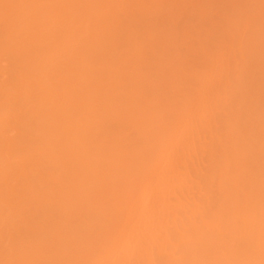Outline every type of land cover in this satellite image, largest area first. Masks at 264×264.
Segmentation results:
<instances>
[{"label": "bare ground", "instance_id": "1", "mask_svg": "<svg viewBox=\"0 0 264 264\" xmlns=\"http://www.w3.org/2000/svg\"><path fill=\"white\" fill-rule=\"evenodd\" d=\"M161 3L0 0V173L33 217H12L0 264H264V30L202 72L199 38L169 53L171 21L136 14ZM137 21L158 32L119 31Z\"/></svg>", "mask_w": 264, "mask_h": 264}, {"label": "rangeland", "instance_id": "2", "mask_svg": "<svg viewBox=\"0 0 264 264\" xmlns=\"http://www.w3.org/2000/svg\"><path fill=\"white\" fill-rule=\"evenodd\" d=\"M164 1L162 0V2L164 4L161 3L162 4L161 8H162V6L165 5L164 7L166 9L164 7L163 8H164V10L168 11L167 13H166V11L161 12L163 10H160V9L158 10V8H160V7H158V8L155 7V10L157 9L158 11H154V9L148 10L151 12L149 13L148 17L146 18V15L148 14L146 11H142V13H141L140 10L136 9V14L138 15V17L142 18V20L140 18L137 20H141L143 22V24H146V26L153 27L154 25H156L155 26L156 28L158 27V25L161 28L164 25V21H166V22L171 21L169 23L167 22L169 26L166 25V27H172L173 26L171 29H172V31L175 32V35L171 31L173 34H172V37L169 36V38H173V35L174 36L177 35V37H175L177 39L173 38V42H172V39L171 40L169 39L170 40L169 43L172 45H174L175 41H178V43L175 42L176 44H180L181 42L179 41V38L180 39L184 38L185 40H187V42H189L187 44H189V47L191 48L190 42L193 39L196 40V38H199V42H198V40L195 41L196 47L197 46L200 47L202 45L203 49H202V47L200 49L199 48L198 49H199V51L203 50L202 52L206 53L205 57L203 58L202 55H204V53L198 52V53H201V55H199V56L197 55L199 61H197V56L195 55L196 53H193V54H192V52L187 53V51H184V48L187 49L186 47L183 48L182 44L179 46L183 48V49L180 48V50H182L181 52L185 53L184 56L188 57V54L189 55L192 54V55L196 56V59H194L195 58L194 56H193L194 58L192 59V55L190 56L191 58L190 57H188V58L191 59L189 61H191L193 64H195L194 65L195 67L198 63H199V65H201V63H202L203 65H201L202 66L201 71L208 64L206 62L207 60H208V62L210 60V62L212 63L211 59L213 58L212 60L215 61L214 57H216L218 55L217 52L219 53L220 49L225 50L226 49L225 46H227V45H229V46L232 45V48L234 47V49H235L239 42L243 43V45H245V43L250 39V37L254 31H255L254 33H257V30H259V31H261V29L264 30V28H263V26H264V20L263 19L264 18H262V16H260V15H259L260 17L258 16V13L261 12V10H262V12H264L263 5L261 7L262 8L261 10L258 9V13H257V10H256V12H254L255 9H257L256 7H258L257 5L261 4L259 2H262L264 0H261V1L259 0L257 2L258 4L256 3L255 0L254 1L250 0L251 5H250V3H245L244 2L245 0H243V3H241L242 0H235L234 4L231 3L230 0H228V1H230L231 6H232V4L234 5V7L232 6L233 8L231 6L228 7L226 5L227 3L223 5V3H225L227 0L222 2V4H221L222 6L220 5L221 2H219L218 0H182L180 2V4H181L180 6H176L178 3H176L175 0H173V1L171 0L172 2H174L173 5L170 3L167 4L166 3L167 0H164ZM175 3H176V5H175ZM169 4L172 6L175 5V8H177V9H175V8L169 9L170 8ZM236 4H237V6H236ZM242 4H243V7H242ZM253 5L256 6L255 9L253 8ZM238 6L239 7L241 6V8H243V9L242 10H234L235 7L237 9ZM244 6H246L247 8ZM238 9H240V8H238ZM244 10H245V13L241 14L240 11L244 12ZM234 11H235V13H233ZM119 12H118V16L121 17V15H119L120 14ZM137 12H139L140 15ZM251 12H254V14H257V15H253ZM133 13H132V15H133ZM168 14H170V15H168ZM132 15H130V16L132 17ZM122 16L125 17L124 14H122ZM134 18H129V19L133 20ZM259 18H262V19H259ZM148 19H151V21H149ZM162 19H163V22H161ZM257 19H259V20H257ZM141 21H137L138 24L135 23V25L137 24L136 26H133V25L131 26L132 23L130 25H128L127 23H124L125 25H123V27L119 31H124V33L126 35L128 34V36L130 35V37H137L138 36V38L140 37V35L142 36L143 34H145L147 32H148L147 34H152L153 33L152 31L154 30V28L151 29L149 27H146L145 25H143L141 23ZM128 22L130 23V20ZM133 22H135V21L133 20ZM140 23L142 24V28L140 26L137 27L138 25H140ZM129 26H131V28ZM166 27L165 26L162 27L161 29L163 30V33H162V30H160L161 31L160 33H162L164 35L167 33V36H168V33H170V35H171V32L169 31L171 29L167 30ZM164 28H166V32H165ZM133 29L134 30L135 29L141 30V33L136 30V32H138L137 33L138 35L135 36L136 35L135 31H134L135 34L130 33L131 30H133ZM156 31L158 32V30L156 29V30H154V33H156ZM132 33H133V31H132ZM119 35H121V33H119ZM145 35H144V37H145ZM119 37H121V36H119ZM122 38H123V34H122ZM181 40L183 41V39H181ZM192 42L194 43V40ZM163 43H165V42H163ZM197 43H199V45L200 44L201 45L199 46ZM235 43H237V44H235ZM170 44H169V46L166 44H163V46L164 45L168 46L167 48L169 49V48H171ZM176 44L174 45L175 47L172 46V48L168 50L169 53L172 51L176 52V50L179 49V47H176ZM220 44H223L225 48L221 47L222 45L220 46ZM183 45H185V44H183ZM217 45H218V47H217ZM173 48H174V50H173ZM176 48H178V49H176ZM191 49H189V50H191ZM193 49H195L194 51H196L197 48H193ZM163 50H167V49H163ZM164 54H165V52H164ZM171 54L173 55L174 53H171ZM171 54H169V55L172 57ZM174 55H176V53ZM209 55H211V56H209ZM213 55H214V57H213ZM165 56H166V58L168 57V55H166V54H165ZM178 57H181V56L178 55ZM200 57H202L201 60H200ZM207 57H209V58L212 57V58L207 59ZM176 58H177V56H176ZM176 58L174 57V59H176ZM205 58L207 60H205ZM184 60H186V61H183V62L187 63V59L185 58ZM180 61H181V59H180ZM204 61H205V66L203 63ZM166 62H168V61H166ZM172 62H174L172 64H176L175 60ZM177 62H179V61L177 60ZM191 62H188L187 65ZM168 64L169 63H166L167 67L165 66L164 68H168L171 63L169 65ZM212 64L214 65V63H212ZM146 65L148 66L149 69L147 68V66H144L145 69L146 68L148 69V71L147 70H144V71L145 72L147 71L148 73L154 74L156 76V72L158 71L156 69V66H154V64H152V63L146 64ZM199 65H197L198 69L201 67V66L199 67ZM213 65L211 66V64L209 63V66H211L210 70L214 69L215 66L213 67ZM174 66L177 67V66H180V64L177 66L176 65H174ZM184 67H186V66H184ZM188 67H189V65H188ZM172 68H173V66H172ZM185 69L186 70L189 69L188 74L193 73L192 75H194V73L197 72V71H195V68H193L194 72L192 71L191 67H189L188 69L187 68H185ZM207 69H209V68L207 67ZM164 71H166V69ZM203 71H205V69ZM170 72H172V71H170ZM170 72H166V74L167 73L169 74V75L167 74L168 78H171L169 76H172L173 74H175V73H173L170 75ZM200 72L198 70L197 73H200ZM219 72H220V70H219ZM219 72L217 71V74H219ZM3 78H5V76ZM194 79L195 78L193 76V81H194ZM189 80L190 79L188 78L187 81H189ZM187 83L189 85V82H186L185 84H187ZM191 87H193V88H191ZM195 87H196V85L195 86L194 85L187 86V88H188L187 90L189 91V88H191L193 90ZM263 97H264L263 95L260 96V98H263ZM260 101H262V100L260 99ZM16 106L19 107L18 104H16ZM21 107H23V101H22ZM18 112H19V114H21V118H22L24 116V114H23L24 112L20 111V109ZM28 115H29V111H28L27 116ZM26 121H27V119H26ZM17 126L22 130H25V129L28 130V126L26 125V122L24 120L19 121ZM28 131L33 134V138H31V143L39 145L37 143L39 141V137H38L39 132L36 131V126H29ZM21 151H23V150H21ZM21 151H19V152H21ZM22 153H24L26 156H30L29 152L24 151ZM20 186H21V180L17 178L16 171L10 170L8 168L6 172L0 173V261H3V259L9 257L10 253H11L10 250L12 249V243H11V233H10V228H11L10 221H11L12 217L14 215H17V216L23 215L26 217L30 214L27 211V200H26V197L24 194V190ZM262 202H264V201H262ZM29 216H30L29 217L30 219L31 218L33 219V217L31 215H29ZM16 219L18 220V218H16ZM16 219L14 218L13 221L17 223L18 221H16ZM17 224H20L18 226H21V227L23 226V224L21 222H18ZM21 227H19V228H21ZM21 229L23 231L25 230V228L24 229L21 228ZM15 236H16V234H15Z\"/></svg>", "mask_w": 264, "mask_h": 264}]
</instances>
